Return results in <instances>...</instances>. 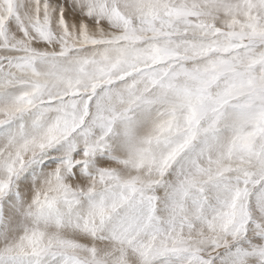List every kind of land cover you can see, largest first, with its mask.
I'll return each mask as SVG.
<instances>
[{
    "label": "snow or ice",
    "instance_id": "snow-or-ice-1",
    "mask_svg": "<svg viewBox=\"0 0 264 264\" xmlns=\"http://www.w3.org/2000/svg\"><path fill=\"white\" fill-rule=\"evenodd\" d=\"M0 264H264V0H0Z\"/></svg>",
    "mask_w": 264,
    "mask_h": 264
}]
</instances>
